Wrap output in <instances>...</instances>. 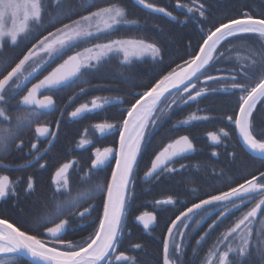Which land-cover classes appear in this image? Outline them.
<instances>
[{
  "label": "snow or ice",
  "instance_id": "obj_1",
  "mask_svg": "<svg viewBox=\"0 0 264 264\" xmlns=\"http://www.w3.org/2000/svg\"><path fill=\"white\" fill-rule=\"evenodd\" d=\"M137 3L152 12L164 13L177 20L165 7L147 0H137ZM176 7L186 9L189 15L185 20L195 19L200 25L202 43L198 44V51L188 54L189 58L183 59L182 65L177 64L166 74L156 73L148 77L147 82L143 78L138 79L134 73H121L131 87L144 89L131 92L132 100L96 97L69 113L71 118H78L83 114L102 111L111 102L127 105L120 109L116 123L93 125L100 134L99 138L114 132L119 135L118 147L96 148L89 166V178L106 168H110V177L105 176L90 190L73 196L69 177L76 166L75 160L65 162L56 169L52 177L53 186L47 195L37 188L32 176L27 180L13 181L9 175L0 174V199H11L19 205L23 194L25 200L35 197L33 205L36 202L43 205V209L35 213H26L25 208H20L16 222L0 218V264H137L135 257L129 256L127 251H120V246L135 199L139 157L151 143L153 131L165 116L171 115L174 106L198 102L206 95L218 92L239 93L231 105L232 114L226 120L238 132L242 150L258 160L260 168H264V129H257L253 123L257 104L264 106V12L253 15L244 10L235 17L226 16L223 20L210 22L208 9L200 0H192L191 5L177 0ZM65 20L68 22L65 23ZM137 23L127 19L126 9L119 3L98 7L96 0H92V3L81 0L79 4L73 0H0V169L11 168L4 161L13 149L23 150L25 141L20 140V136L33 124L37 140L51 139L43 153L39 144L33 142L27 153L32 160L16 167L23 169L31 166L33 161L41 169L46 167V163H40V160L54 145L58 132L51 130L47 121L38 123L42 116L56 110L53 96L43 93L76 85L83 94L85 88L80 85L90 83L83 78L85 74L99 72L113 57L118 58L124 68L142 62L143 57H150L157 64L163 63L164 45L149 42L146 38L109 39L104 43H94L83 51L67 54L79 45L111 35L119 26ZM209 23L211 27L205 31L204 25ZM57 24L60 27H56ZM49 27L53 30L48 31ZM34 38L36 42L18 56L4 55L6 46L14 48L21 41L28 43ZM233 42L246 45V49L231 48L237 53L235 59L238 63L232 68L215 69L220 75L207 74L218 63H232L231 58L225 61V53L220 49ZM242 50H246L247 55H240ZM53 64L55 67H51ZM33 80L36 82L33 83ZM212 84L219 87H210ZM13 102L16 109L14 116L8 114V106ZM211 118L193 114L185 120L176 121L172 127L175 129L192 121ZM59 123L58 120L57 128ZM220 133L225 138L229 136L223 128ZM208 137L216 143L221 140L216 132H209ZM91 143L82 138L78 147L83 148ZM193 151V140L188 135L179 136L155 154L144 177L158 182L163 176L179 171L172 166L175 160ZM212 155L218 154L213 151ZM238 159L237 153H230L229 165L219 173L213 170V176L222 180L226 190L213 189L215 194L206 193V198L192 203L171 220L163 238V264H177L182 257L188 239L184 231L189 227L187 221L198 216L199 219L195 221L198 225L209 215L205 209H216L218 215L208 224L210 230L233 209L247 204L253 206L228 227L209 250L208 264H264V228L254 240L250 227L258 213L264 217V171L257 169L245 175L246 165L237 166ZM113 160L114 167L111 166ZM184 167L180 166L181 169ZM21 183L25 185L23 189H19ZM192 195L198 197L199 193L193 190ZM96 197L102 202V213L97 211L94 203L84 207L88 200ZM154 203L157 207H164L179 201L168 196ZM134 219L143 225L144 230H149L157 217L153 212H143ZM261 223L264 224V220ZM85 225L92 228L86 237L75 242L64 239L69 232ZM206 235L207 232L199 237L197 245ZM132 247L140 249L142 246L135 244Z\"/></svg>",
  "mask_w": 264,
  "mask_h": 264
},
{
  "label": "trees",
  "instance_id": "obj_2",
  "mask_svg": "<svg viewBox=\"0 0 264 264\" xmlns=\"http://www.w3.org/2000/svg\"><path fill=\"white\" fill-rule=\"evenodd\" d=\"M73 2L79 4L81 0H73ZM176 2L177 0H152L151 2L157 6L165 7L168 11L172 12L177 17V20H172L163 15L144 10L135 5L132 0H96L98 7H104L108 3L121 4L126 9L127 19L138 21V23L131 26H119L111 35L101 36L100 39L79 45L67 53L70 55L76 51H83L84 48L91 47L94 43H104L109 39L125 38H146L149 42L163 44L166 49L163 63L161 64L155 63L150 57H143L141 58L142 62L133 64L131 68H124L121 66L120 60L113 57L101 67L99 72L85 74L83 78L88 79L90 83L80 85V87L85 88L83 94H80L79 87L72 85L68 88L58 90L57 94L54 95L56 110L42 116L38 123L48 121L50 116H60L62 119L58 130L57 141L53 150L48 155H50V160L54 163L52 166L54 168L58 167L62 162L68 161L69 158H75L77 163L75 168L71 170L69 177L71 195L76 196L80 192H86L96 183L102 182L105 176L110 177V168H106L105 171L89 178V164L92 159L91 149L94 147L114 148L117 143L118 132L106 135L103 138H97L93 125L102 122L116 123L120 116V109L127 107V105H110L102 111H96L78 121L72 122L68 121V114L82 102H89L90 99L96 97H119L132 100L131 92L143 91L144 89L131 87L129 83L124 81L121 73H134L138 79L143 78L144 82H147L148 77L156 73L166 74L172 68H175L177 64L182 65L183 59L189 58L188 54H192L194 50L198 51V44L202 43L200 25L196 23L195 19L185 20L186 15L189 14L186 12V9L177 8ZM191 2L192 0H180V3L187 5H191ZM88 3H92V0H88ZM200 3H203L205 8L208 9L207 15L210 22L223 20L226 16L235 17L240 11L244 10H247L253 15L264 12V0H200ZM81 14L85 13L81 12ZM180 21L184 22L181 23ZM64 22L67 23L68 21L65 20ZM56 27H60V25L57 24ZM210 27L211 23L204 25L205 31ZM47 30L52 31L53 29L49 27ZM36 38L39 37L37 36ZM36 38L28 43L21 41L14 48L6 46L4 55L18 56L23 51H26L27 47H31V43H35ZM233 46L238 49H246V45L242 42L226 44L220 51L225 53V61L231 58L232 63H218L215 65V68L209 69L207 74L214 76L220 75L221 73H218L215 69L232 68L238 63L235 59L237 53L231 51ZM239 54L242 56L247 55V51L242 50ZM59 62L61 61H57L56 63ZM228 83L231 82L229 81ZM201 86L207 87V85L203 84ZM218 86V84L210 85V87L217 88ZM238 95L239 93L231 95L218 92L216 94L206 95L198 102H192L178 107L174 106V111L171 115L165 116L160 126L153 131L151 143L147 146L143 155L139 157L140 164L137 172L138 179L135 185V199L131 204L127 228L120 246V251H127L129 256L135 257L137 264H163V238L167 233V226L170 225L171 220L175 219V216L179 215L181 211H184L186 207H190L192 203H197L200 198H206V193L215 194L213 189L226 190L222 180L214 177L212 173L213 170L219 173L229 165L230 153L235 152L238 154L237 166L240 164L246 165L245 175L247 172H255L257 169L264 171V168H260L258 160L250 157L242 150L240 144L237 143L234 127L226 120V117L232 114L231 105L235 103ZM14 103L8 106V114L12 116L16 114ZM193 114L212 118L192 121L189 125L173 129L172 125L176 121L185 120ZM253 123L257 129H264V106L260 103L257 104V108L254 110ZM220 128L225 129L229 133V136L227 138L224 137L226 147L220 148L223 150L217 151L218 155L213 157L204 144V134L211 130L217 131ZM86 129L87 133H85ZM32 132L31 128L23 134L29 135ZM181 135H188L193 140L195 152L191 156L175 161L172 166L179 169V171L163 176L158 182L151 180L144 183L142 176L148 169L151 159L154 158L155 154L163 146ZM82 138L91 139L93 143L86 149L77 150L75 146L79 144ZM50 160H46V164L51 165ZM4 163L12 164L13 162L8 157ZM181 165H185V167L181 169ZM111 166L113 167V162H111ZM226 175L231 176L232 174L226 173ZM32 177L35 180H45L41 174H32ZM12 179L17 180L18 177ZM193 190L199 193L198 197L192 195ZM168 196H172L179 203L164 207H157L155 205L154 201L166 199ZM93 203L97 205V211L102 213V202L99 197H96L94 200H88L84 204V207H88L89 204ZM1 205L0 211L2 210ZM143 212H153L157 217L155 226L149 230L141 228L134 219ZM0 218H5L1 212ZM237 219V214H233L232 223ZM262 220H264V217L258 213L257 218L250 225L253 229L254 240L257 238V233L264 228V224L261 223ZM9 222L12 221L9 220ZM194 226L195 223H192L190 229L185 231L188 234V239L184 246L183 255L177 261V264H208L207 254L219 239L220 235L227 230L228 220L227 217L221 219L208 232L205 239L199 245L196 243L199 234L195 233L197 229H194ZM91 231L92 228L85 225L69 232L64 239L75 242L86 237ZM135 244H140L142 247L140 249H134L132 246ZM194 248L196 249L195 252ZM171 258L175 259L174 256ZM212 259L214 260L215 257H212Z\"/></svg>",
  "mask_w": 264,
  "mask_h": 264
},
{
  "label": "flooded vegetation",
  "instance_id": "obj_3",
  "mask_svg": "<svg viewBox=\"0 0 264 264\" xmlns=\"http://www.w3.org/2000/svg\"><path fill=\"white\" fill-rule=\"evenodd\" d=\"M133 2V1H132ZM147 2H152V0H147ZM134 3V2H133ZM135 4V3H134ZM135 5H137V4H135ZM138 6V5H137ZM141 8V7H140ZM143 9V8H142ZM145 10V9H144ZM147 11V10H146ZM35 39V38H34ZM71 54H73V53H71ZM70 54V55H71ZM66 58V57H65ZM51 67H55V64H53ZM51 70V68H49L48 69V71H50ZM43 74H46V72L45 73H43ZM39 78H42V76L41 77H39ZM203 80V78H201V81ZM33 83L34 82H36L35 80H33L32 81ZM30 86V85H29ZM219 87V86H218ZM60 90V89H59ZM223 93V92H222ZM23 93H21V95H22ZM55 94H57V91L56 92H51V93H48V92H45V93H43L42 95H52L53 96V100H54V103H55ZM228 94V93H227ZM17 99H19V97H17ZM93 99V98H92ZM92 99H90L89 100V102H82V103H90V101L92 100ZM81 103V104H82ZM80 105V104H79ZM115 105H121V103L120 104H115ZM110 106V105H109ZM78 107V106H77ZM75 110V109H74ZM73 110V111H74ZM71 113V112H70ZM88 114H92V113H87V114H85V115H83L82 117H80L79 119H77V120H72L70 117H69V114H68V116H67V119H68V121L69 122H72V121H78V120H80V119H82V118H84L86 115H88ZM60 121V123H61V117L60 116H58V117H54V116H50L49 118H48V121L47 122H49V127H50V129L51 130H53V131H57L58 132V130H59V127H60V123H59V126H58V128H57V121ZM96 124V123H95ZM34 129H35V124H33V127H32V134L30 133L29 135H24L23 134V136L20 138V140H23V141H25V143H24V147H23V150H21V151H16L15 149H13V151H12V153L13 154H11L9 157L11 158V161L13 162L12 164H10L11 165V168H9V169H7V170H5V169H0V174H7V175H9L10 176V178L12 179V178H14V177H18V179H21V178H28L29 176H32V174H35V175H38V174H41V176H43L44 178H45V180L44 179H41V180H35L36 182H37V188L41 191V193L43 194V195H47V194H49V192H50V188L53 186L52 185V177H53V175H54V173H55V171H56V169L61 165V164H63V163H65V162H70V161H73V160H75V158L74 157H72V158H69V160L68 161H64V162H62L58 167H56V168H54V167H52L53 165H54V163L50 160V155H48L49 153H50V151L51 150H53V147L55 146V143H56V141H57V138H56V140H55V143H54V145L51 147V149H50V151H48L47 152V154H44L43 155V158L40 160V163H46V160H50V162H51V165H48V164H46V167L45 168H43V169H41V168H39V165L38 164H36L35 163V161H33V164L31 165V166H28V167H25V168H23V169H18L16 166L17 165H21V164H24L26 161H28V160H32V156H29V155H27V153H28V151H29V149H30V147H31V144L33 143V142H37L38 144H39V148H40V150H41V153H43V150L48 146V141L51 139V137H48V138H42V139H40V140H37L36 139V135H35V132H34ZM221 129V128H220ZM220 129L219 130H211V131H208V132H206L205 134H204V144H205V146L207 147V149L211 152V155H212V153H213V151H215L216 153H217V151H220V150H223V149H220V148H222V147H226V142H225V138H224V136H223V134L222 133H220ZM225 130V129H224ZM226 131V130H225ZM209 132H216L218 135H220V137H221V140H220V142L219 143H216V142H213V141H211L210 139H209V137H208V133ZM94 133H95V136L97 137V138H99L100 137V134L97 132V131H95L94 130ZM234 134H235V137H236V140H237V143H239L238 142V139H237V135H236V132H235V129H234ZM118 137H119V135H118ZM89 141H91L92 143H93V140H91V139H88ZM117 141H118V139H117ZM92 143L90 144V145H87V146H85V147H83V148H80V147H78V144L75 146V148L77 149V150H82V149H86V148H88V147H90L91 145H92ZM194 143V142H193ZM240 144V143H239ZM116 145H117V143H116ZM116 145H115V147L114 148H116ZM241 146V145H240ZM96 148H98V147H94V148H92L91 149V154H92V159L94 158V150L96 149ZM104 147H102V148H100L101 150L103 149ZM194 152H195V144H194ZM193 152V153H194ZM192 153V154H193ZM191 154V155H192ZM33 155H35V153H33ZM191 155H189V156H191ZM213 156V155H212ZM184 157H188V156H184ZM184 157H180V158H178V159H176V160H179V159H181V158H184ZM213 157H215V156H213ZM91 159V160H92ZM175 160V161H176ZM113 162V167H114V163H115V161L113 160L112 161ZM5 164H9V163H5ZM90 164H91V161H90ZM90 164H89V166H90ZM149 167H150V165H149ZM147 171V170H146ZM145 171V172H146ZM144 172V173H145ZM36 173H38V174H36ZM144 174H143V176H142V181L144 182V183H147V182H149V181H151L152 179H149L148 181H144ZM13 181H16V180H14V179H12ZM22 180H27V179H22ZM25 187V185L24 184H20L19 185V189H23ZM71 187V186H70ZM42 198H43V196H42ZM65 197H60V199H64ZM259 199V197H257L256 198V200H258ZM35 200V197H29L27 200H25L24 199V197H23V194L21 195V198H20V201H19V205H18V203L16 202V201H14V200H11V199H0V204H2L1 205V207H2V210L0 211L1 212V214L5 217V218H8L9 220H11L12 222H16L18 219H19V210H20V208H25L26 209V213L28 212V211H30V212H33V213H35V212H39V211H41L42 209H43V205L41 204V203H39V202H36L34 205H33V201ZM160 200H162V199H160ZM253 203H255V201L253 202ZM253 206V204H247V206H244V207H239V208H236V209H233L229 214H227L224 218H226L227 217V220H228V227H230L233 223H232V216H233V214H237V218H240L243 214H245L248 210H250V208ZM204 211H207L208 213H209V215H208V217H206L203 221H201L200 222V224H196L195 223V221L197 220V219H199V217L198 216H194L191 220H189V221H187V223H188V225H189V227L188 228H185L184 229V231H186L187 229H190V225L192 224V223H195V226L193 227L194 229H197L196 230V232L195 233H197V234H199V237L201 236V235H203L205 232H207V234H208V232L211 230H209L208 229V224H210V223H212V220H214V219H216V216L218 215V211L216 210V209H205ZM201 215H203V212L201 213ZM258 215V214H257ZM224 218H222V219H224ZM19 226V225H18ZM140 226V225H139ZM154 226H155V224H154ZM153 226V227H154ZM141 227V226H140ZM153 227H151V228H153ZM215 227V226H214ZM213 227V228H214ZM141 228H143V227H141ZM150 228V229H151ZM212 228V229H213ZM42 239L43 238H46V237H41ZM199 239V238H198Z\"/></svg>",
  "mask_w": 264,
  "mask_h": 264
},
{
  "label": "water",
  "instance_id": "obj_4",
  "mask_svg": "<svg viewBox=\"0 0 264 264\" xmlns=\"http://www.w3.org/2000/svg\"><path fill=\"white\" fill-rule=\"evenodd\" d=\"M135 4H137L139 7H141V8H143V6H141V5H139L138 3H137V0H132ZM143 9H145V10H147V11H149V12H152L151 10H149V9H146V8H143ZM153 13H156V14H160V15H163V16H165V17H167V18H170V17H168V16H166L164 13H157V12H153ZM171 19V18H170ZM203 81V80H202ZM115 104H120V103H115V102H111L109 105H115ZM108 105V106H109ZM107 107V106H106ZM83 115H85V114H83ZM82 115V116H83ZM81 116V117H82ZM70 117V116H69ZM71 118V117H70ZM80 117H78V118H71L72 120H77V119H79ZM235 132H236V135H237V139H238V132L235 130ZM118 140H119V137H118ZM241 145V144H240ZM118 147V141H117V145H116V148ZM194 152V151H193ZM193 152H191V153H187V154H184L182 157H184V156H189V155H191ZM180 158V157H179ZM178 159V158H177ZM114 165H115V163H114ZM144 179V181H148L149 180V178H146V177H144L143 178ZM136 223L138 224V225H140L141 227H143V225L142 224H140L138 221H136ZM154 224H155V222H154ZM154 224L152 225V226H150V228L151 227H153L154 226Z\"/></svg>",
  "mask_w": 264,
  "mask_h": 264
}]
</instances>
